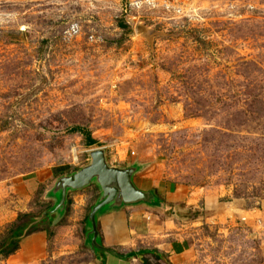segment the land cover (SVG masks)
<instances>
[{"label":"rangeland","instance_id":"1","mask_svg":"<svg viewBox=\"0 0 264 264\" xmlns=\"http://www.w3.org/2000/svg\"><path fill=\"white\" fill-rule=\"evenodd\" d=\"M96 148L189 241L141 264H264V0H0V264L94 260L95 183L35 220Z\"/></svg>","mask_w":264,"mask_h":264},{"label":"water","instance_id":"2","mask_svg":"<svg viewBox=\"0 0 264 264\" xmlns=\"http://www.w3.org/2000/svg\"><path fill=\"white\" fill-rule=\"evenodd\" d=\"M90 162L81 167L75 173L60 176L48 196L54 200L50 210L44 212L35 220L40 223L43 219H50L52 214L56 218L61 217L67 204V194L71 191L81 190L91 183H95L99 190V197L91 206L87 217L86 241L97 254L99 251H107L119 258L125 259L136 255V252L124 255L117 254L112 249L104 248L99 239L97 230V217L109 210H119L124 206L147 205L165 209L166 205L155 195L153 190H144L138 187L133 179L136 166L117 167L108 165L105 154L101 148L90 151Z\"/></svg>","mask_w":264,"mask_h":264},{"label":"crops","instance_id":"3","mask_svg":"<svg viewBox=\"0 0 264 264\" xmlns=\"http://www.w3.org/2000/svg\"><path fill=\"white\" fill-rule=\"evenodd\" d=\"M33 183L34 181L31 184ZM168 211L169 208L166 207L161 209L147 205H135L103 212L97 217L100 243L104 248L112 249L119 255L137 253L139 250L143 251L140 249L143 247V249L154 251L162 261H165V258L171 260L182 256L189 249V241L183 237L172 238V231L169 227L172 220L166 216ZM43 238V232L33 233L23 241V246L31 247L30 245L36 240ZM142 255L137 253L136 256L122 259L107 251H99L93 255L94 260L90 264H141Z\"/></svg>","mask_w":264,"mask_h":264},{"label":"trees","instance_id":"4","mask_svg":"<svg viewBox=\"0 0 264 264\" xmlns=\"http://www.w3.org/2000/svg\"><path fill=\"white\" fill-rule=\"evenodd\" d=\"M85 139H86V145L88 146H91L97 143V141L93 139L91 136H85ZM24 215L28 216V214H24ZM26 225L27 223H21L11 230V236H9V238L7 239L8 241H6V243H3L4 244V246H2L3 253L8 254L9 252H12L18 248V244H17L18 239L21 237V235H23ZM34 229L35 227H32V230ZM29 233H31V231L26 232V234H29ZM152 254L158 257V255L155 252H152Z\"/></svg>","mask_w":264,"mask_h":264}]
</instances>
